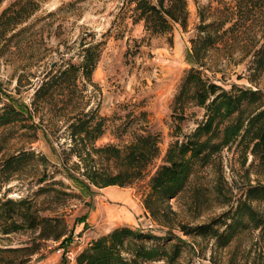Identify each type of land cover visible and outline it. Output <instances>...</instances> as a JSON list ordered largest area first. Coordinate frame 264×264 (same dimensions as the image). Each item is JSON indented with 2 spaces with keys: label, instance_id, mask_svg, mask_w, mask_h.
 Here are the masks:
<instances>
[{
  "label": "rangeland",
  "instance_id": "rangeland-1",
  "mask_svg": "<svg viewBox=\"0 0 264 264\" xmlns=\"http://www.w3.org/2000/svg\"><path fill=\"white\" fill-rule=\"evenodd\" d=\"M235 1L186 0L185 27L174 24L167 33L151 34L142 22L132 23L133 3L128 0H0V14L14 4L21 13L15 17L22 20L0 33V111L11 103L24 111L25 123L40 126L0 127V197L29 199L41 217H57L58 229L64 231L57 241L36 240L39 248L29 256L32 264H76L75 256L91 240L119 226L149 235L141 240L146 245L180 244L183 264H264V239L257 232H242L226 247L216 248L213 240L184 235L176 228L168 235L167 228L153 221L143 206L150 177L170 142L192 131L204 116V108L189 99H184L183 109L176 102L186 72L196 67L190 47L201 18L214 22V27L223 21L221 40L205 53L203 78L225 89L232 83L264 89V76L256 84L247 78L251 55L244 46L261 42L264 31L258 20L233 24ZM85 43L99 44L90 77L79 73L62 94L35 109L36 88L47 76L70 63L78 64ZM81 110H94L104 119V132L94 141L95 147L123 148L137 135L158 136L160 155L141 179L125 187L99 188L88 185L72 168L78 159L69 150L66 126L72 113ZM233 151L234 147L221 152V168L215 163L196 169L186 188L169 200L178 220L195 225L228 209L230 205L220 202L224 196L216 192L218 183L231 195L233 205L247 181H264L253 169L245 176L250 157L243 168ZM22 152L27 154L11 168H2L5 159ZM67 168L73 179L66 175ZM220 171L224 180L218 178ZM44 175L46 180L39 183ZM38 231L0 233V249L30 246ZM67 252L74 254V260Z\"/></svg>",
  "mask_w": 264,
  "mask_h": 264
},
{
  "label": "trees",
  "instance_id": "trees-1",
  "mask_svg": "<svg viewBox=\"0 0 264 264\" xmlns=\"http://www.w3.org/2000/svg\"><path fill=\"white\" fill-rule=\"evenodd\" d=\"M133 3L132 23L142 22L151 34L169 32L174 24L185 27L187 21L186 0H128ZM14 4L0 14V33L4 34L21 23L15 14H21ZM15 9V11H13ZM12 11V12H11ZM235 22L258 20L264 31V0H236ZM222 22L205 23L201 18L196 39L192 40L190 56L196 67L186 72L176 95L181 109L187 98L204 108L203 119L189 133L182 134L168 145L161 164L149 180V192L143 198V206L149 216L171 235L173 229L184 235L198 236L213 240L216 248L226 247L242 232H257L264 239V181H247L240 196L232 204L231 195H226L221 184L216 185L218 195L224 196L220 202L230 205L228 209L211 218L208 222L195 225L177 219L169 200L180 194L188 185L196 169L215 163L222 165L221 152L234 147L239 164L248 176L253 169L256 176H264V89L232 83L229 89L203 78L200 69L205 66L208 48L221 40L219 29ZM247 54L251 55L248 80L256 84L264 76V37L260 41L246 42ZM99 57L98 43H85L78 64L67 67L46 77L36 88L32 103L34 108L59 94L73 84L78 74L90 77ZM72 112V111H71ZM24 111L13 104H5L0 111V127L20 123L28 125ZM67 134L71 141L69 150L78 161L72 165L80 176L99 188L107 186L125 187L141 179L147 167L160 155L159 138L155 134L137 135L123 148L115 145L95 147L94 141L104 132V119L94 110L74 111L67 120ZM26 152L5 159L2 168L7 170L20 160ZM42 163L47 158L39 155ZM66 162L62 168H65ZM66 175L73 179L67 168ZM218 178L224 180L222 172ZM46 180L44 175L39 183ZM50 186H53L52 184ZM199 190V189H198ZM195 199V198H193ZM199 199V197H196ZM57 217H41L33 203L27 198L12 199L0 197V233L7 235L21 230H35L32 245L0 249V264H32L30 255L39 248L36 240H59L64 231L58 229ZM149 235L129 226L113 228L108 233L91 240L76 256V264H183L180 262L181 245L172 243L169 247L146 245L141 240ZM179 242L185 239L176 237ZM186 264V263H185Z\"/></svg>",
  "mask_w": 264,
  "mask_h": 264
},
{
  "label": "built area",
  "instance_id": "built-area-1",
  "mask_svg": "<svg viewBox=\"0 0 264 264\" xmlns=\"http://www.w3.org/2000/svg\"><path fill=\"white\" fill-rule=\"evenodd\" d=\"M77 239V238H76ZM67 257L70 258L71 260H74V254H72L71 252H67L66 253Z\"/></svg>",
  "mask_w": 264,
  "mask_h": 264
}]
</instances>
